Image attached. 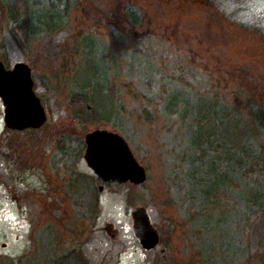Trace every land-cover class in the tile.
I'll list each match as a JSON object with an SVG mask.
<instances>
[{
	"label": "rangeland",
	"instance_id": "rangeland-1",
	"mask_svg": "<svg viewBox=\"0 0 264 264\" xmlns=\"http://www.w3.org/2000/svg\"><path fill=\"white\" fill-rule=\"evenodd\" d=\"M62 1L57 3L64 26L31 35L26 48L10 29L0 0V60L7 68L17 62L31 67L47 112L39 128H7L0 98V264H77V254L88 264H261L264 216L250 224L235 219L228 236L195 233L187 213L193 205L180 197L176 176L186 165L179 144L170 143V121L157 110L144 126L145 102L132 99L127 83L141 94L144 83L134 75L132 60L140 47L163 73L193 67L191 80L206 72L232 105L264 107V0ZM38 10L42 17L48 12L44 5ZM91 31L105 44L106 92L113 100L101 103L116 111L97 124L78 125L69 93L99 77L91 62L95 44L87 40L82 52L81 40ZM97 128L126 138L147 169L146 182L96 176L84 153L85 135ZM61 136L73 140L69 153L57 146ZM257 137L264 143L263 133ZM141 205L160 233L152 249L142 247L132 226V211Z\"/></svg>",
	"mask_w": 264,
	"mask_h": 264
},
{
	"label": "trees",
	"instance_id": "trees-1",
	"mask_svg": "<svg viewBox=\"0 0 264 264\" xmlns=\"http://www.w3.org/2000/svg\"><path fill=\"white\" fill-rule=\"evenodd\" d=\"M58 1L63 2L1 0L11 22L10 29L21 46L29 47L31 35L52 33L64 26L65 18L58 9ZM64 1L65 4L70 2ZM41 5L48 10L43 17L38 10ZM125 8L130 15L136 14L131 6ZM131 21L136 24L139 18ZM87 40L95 44L91 62L99 77L93 84L86 81L69 93V110L78 125L97 124L109 119V115H115L116 111L114 106L107 109V105L101 103L109 97L105 82L108 74L103 51L105 44L95 32H88L81 40L84 53ZM139 50L143 51L140 47L132 51L135 53L132 60L136 63L134 75L144 83L141 94L136 92L137 85L132 81L127 85L135 102H145L141 110L147 119L144 126L151 122L152 115L157 116V110L170 121L166 130L170 143L173 146L179 144L180 159L186 165L176 176L181 180L180 197L193 205L187 213L195 233L210 235L217 232L220 237L228 236L227 231L235 219L250 224L264 216V143L257 137V132L264 134V107L232 105L218 84L213 83L214 78L206 76L208 67L202 62L197 64L205 74L192 78L196 80L193 81L189 72L195 68L163 73V69L156 67L152 55L141 54ZM103 62L105 66H101ZM109 100L113 102L110 97ZM153 103L157 106L151 109ZM72 141L71 137L61 136L57 146L69 153ZM83 148L81 141L78 153L81 154ZM209 219L218 227L208 225ZM235 251L234 247L233 253ZM76 258L77 264H88L79 254Z\"/></svg>",
	"mask_w": 264,
	"mask_h": 264
},
{
	"label": "water",
	"instance_id": "water-1",
	"mask_svg": "<svg viewBox=\"0 0 264 264\" xmlns=\"http://www.w3.org/2000/svg\"><path fill=\"white\" fill-rule=\"evenodd\" d=\"M4 65L0 60V98L5 125L18 130L41 127L47 120V112L35 91L31 67L25 62H17L12 68ZM84 159L105 182L140 185L148 178L147 169L139 163L126 138L108 129L97 128L85 135ZM148 214L142 205L131 214L135 236L144 249L155 248L160 242V233Z\"/></svg>",
	"mask_w": 264,
	"mask_h": 264
}]
</instances>
